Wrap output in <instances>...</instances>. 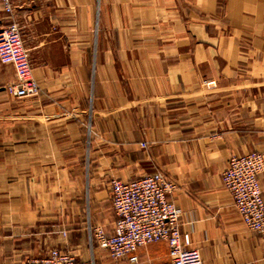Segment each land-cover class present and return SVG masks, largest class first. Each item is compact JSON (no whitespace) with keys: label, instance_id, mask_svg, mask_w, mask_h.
Instances as JSON below:
<instances>
[{"label":"crops","instance_id":"obj_1","mask_svg":"<svg viewBox=\"0 0 264 264\" xmlns=\"http://www.w3.org/2000/svg\"><path fill=\"white\" fill-rule=\"evenodd\" d=\"M11 1L39 92L15 96L0 62V264L167 262L164 242L130 262L91 238L113 229L110 180L157 170L203 264H264L221 179L264 153V0Z\"/></svg>","mask_w":264,"mask_h":264},{"label":"built area","instance_id":"obj_2","mask_svg":"<svg viewBox=\"0 0 264 264\" xmlns=\"http://www.w3.org/2000/svg\"><path fill=\"white\" fill-rule=\"evenodd\" d=\"M0 7L7 14L0 24V62L14 67L16 82L12 93L17 97L37 95L39 87L32 77L20 25L13 17L12 1L0 0ZM263 171L264 153L254 150L231 155L221 174L223 187L244 225L262 235L264 198L259 177ZM175 187L160 170L137 179L112 178L109 193L116 219L109 234L99 227L92 229L96 247L113 261L136 262L138 249L164 242L168 260L159 264H203L199 249L188 247V234L180 230L181 211L170 197ZM22 264H93V260L82 261L71 252L53 248L45 256L26 258Z\"/></svg>","mask_w":264,"mask_h":264},{"label":"rangeland","instance_id":"obj_3","mask_svg":"<svg viewBox=\"0 0 264 264\" xmlns=\"http://www.w3.org/2000/svg\"><path fill=\"white\" fill-rule=\"evenodd\" d=\"M95 249V248H94ZM95 262H93V264H94Z\"/></svg>","mask_w":264,"mask_h":264}]
</instances>
